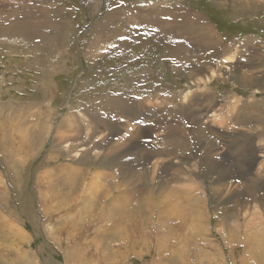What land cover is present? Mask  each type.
Instances as JSON below:
<instances>
[{
    "label": "rangeland",
    "instance_id": "obj_1",
    "mask_svg": "<svg viewBox=\"0 0 264 264\" xmlns=\"http://www.w3.org/2000/svg\"><path fill=\"white\" fill-rule=\"evenodd\" d=\"M29 259L264 264V0H0V264Z\"/></svg>",
    "mask_w": 264,
    "mask_h": 264
},
{
    "label": "bare ground",
    "instance_id": "obj_2",
    "mask_svg": "<svg viewBox=\"0 0 264 264\" xmlns=\"http://www.w3.org/2000/svg\"><path fill=\"white\" fill-rule=\"evenodd\" d=\"M179 13V12H178ZM177 13V14H178ZM183 13V12H182ZM161 16V15H160ZM168 17V16H167ZM175 17V16H174ZM173 17V18H174ZM189 17V16H188ZM195 17V16H194ZM193 17V18H194ZM168 18H171V16L170 17H168ZM172 19V18H171ZM193 21H195V19H193L192 20V22ZM160 22V21H159ZM177 22V21H176ZM196 22V21H195ZM153 23V22H152ZM171 24V23H170ZM174 24V23H173ZM179 25V24H178ZM196 25V24H195ZM197 26V25H196ZM185 27H186V25H185ZM169 28V27H168ZM228 58H230V56H228ZM123 103V102H122ZM124 106V105H123ZM122 107V106H121ZM125 107V106H124ZM197 129V128H196ZM194 131V130H193ZM195 133H196V131H195ZM47 135V134H46ZM130 143V142H129ZM161 143V142H160ZM128 144V143H127ZM131 146H129L128 147V149H127V151H128V153H129V151L131 150V148H130ZM130 148V149H129ZM114 150V149H113ZM130 154V153H129ZM130 155H132L133 156V158L135 157V155L134 154H130ZM143 155V154H142ZM120 157V156H119ZM123 157H125L124 155H123ZM131 157V156H130ZM117 158H118V156H117ZM126 158V157H125ZM121 159H123V158H121ZM127 160V159H126ZM136 160V159H135ZM142 160V159H141ZM139 161V160H138ZM124 162H126V161H124ZM136 162V161H135ZM106 163V162H105ZM132 164H134V163H132ZM122 165V164H121ZM135 165V164H134ZM133 165V166H134ZM137 166V165H136ZM128 167V170H129V166H127ZM101 173V172H100ZM120 173V172H119ZM127 173H129V172H127ZM115 174V173H114ZM112 175V174H111ZM106 176V175H105ZM104 176V177H105ZM109 176V175H108ZM109 179V178H108ZM153 179V178H152ZM105 180V179H104ZM107 180V179H106ZM105 180V181H106ZM111 181V180H110ZM67 182V181H66ZM71 182V181H70ZM88 182V181H87ZM103 181H102V178H101V174H96V176L94 175V178H92V180L90 181V183H89V186L87 185V187H88V190H86V193H87V191H88V196H90L91 195V193H92V195H93V199H92V201H94V197H98L99 195H101V196H104V198L106 197V196H109V192H108V190L106 189V190H103L102 191V193H99L100 192V189L98 188L99 186H102L103 185V183H102ZM146 182V181H145ZM68 183V182H67ZM112 183V182H111ZM110 183V184H111ZM87 184V183H86ZM114 184V183H113ZM83 185V184H82ZM107 185V184H106ZM109 185V184H108ZM116 186V185H115ZM67 187V186H66ZM84 187V186H83ZM103 188V187H102ZM82 189V188H81ZM80 189V190H81ZM132 189V188H131ZM110 191V190H109ZM133 191V190H132ZM131 191V192H132ZM83 192H84V189H83ZM184 192V191H183ZM184 194V193H183ZM87 196V197H88ZM186 199V198H185ZM114 200H116V199H114ZM113 200V201H114ZM180 200V199H179ZM87 201H91V200H87ZM91 201V202H92ZM113 201H111V206L112 207H114V205L116 204V203H114ZM167 201H169L168 199H167ZM171 201V203H174V204H171V206H168V209H164L163 207H160V210H159V207H158V210L161 212V214H164L165 213V215H166V213H168L166 216H168V217H174L175 216V214H174V212H176V211H180V212H182V210L183 209H185L184 211L185 212H187V211H189V212H193L194 214L195 213H197V215H199L200 216V210L199 211H197L196 209H195V211H193L191 208H189L187 205H180V203H178V205L176 204L177 202L176 201H178L177 199L175 200V201H173V199L172 200H170ZM91 202H89V203H91ZM116 202V201H115ZM129 203L130 205H132V201L131 200H129V198H128V196L127 195H124L123 197H121V199H119L118 200V205L116 206L115 205V207L113 208V211H109L110 213L109 214H106L107 216H109V219H110V222H111V224H113V225H115V224H119V221H120V219H119V213H121L122 212V206L125 204V203ZM147 202V201H146ZM72 203V202H71ZM86 203V202H85ZM88 203V205H90ZM87 205V206H88ZM91 205H92V203H91ZM160 205V204H159ZM182 206H184V207H182ZM139 206H137L136 205V207L133 209V208H130L129 207V205L125 208V209H123V211H130V214L133 216L134 215V217H136L137 216V214H138V210H137V208H138ZM147 207V206H146ZM149 208H151V206L149 205L148 206ZM182 207V208H181ZM89 208H91V206H88V209ZM140 208V207H139ZM179 208V209H178ZM140 209H142V207L140 208ZM144 209V208H143ZM142 209V210H143ZM157 210V211H158ZM176 210V211H175ZM135 211L137 212V213H135ZM145 211H147V210H145ZM158 211V212H159ZM188 212V213H189ZM140 213V212H139ZM147 213H149V212H147ZM183 213V212H182ZM146 214V213H145ZM171 214H172V216H171ZM180 214V213H179ZM178 214V215H179ZM90 214L88 213V214H86V217L88 216V219H91L90 218V216H89ZM155 215V214H154ZM157 215H158V213H157ZM177 215V216H178ZM189 215V214H188ZM143 216V215H142ZM148 216H150V215H148ZM147 216V217H148ZM176 216V217H177ZM187 216V215H186ZM105 217V215L104 216H102L101 217V219H103ZM138 217V216H137ZM136 217V218H137ZM140 217V216H139ZM152 217V216H151ZM159 217V216H158ZM168 217H166L168 220H169V218ZM154 218V217H153ZM93 219V218H92ZM109 219H108V221H109ZM134 219V218H133ZM142 219V218H141ZM148 219H150V218H148ZM200 219H201V217H200ZM122 220V219H121ZM99 223V222H98ZM135 223V222H134ZM10 224V223H9ZM12 224V223H11ZM137 224V223H136ZM164 224V223H163ZM167 224V223H166ZM194 224V223H193ZM145 225H147V223L145 222ZM131 226H133V225H131ZM139 226H142V225H139ZM148 226V225H147ZM167 226V225H166ZM193 227L195 228V225H193ZM117 228H120L119 226L117 227ZM128 228H130V227H128ZM127 228V229H128ZM134 228V227H133ZM141 228V227H140ZM15 228H13L12 227V225H10L9 226V230L7 231V232H14L15 233V238L20 242V241H22L23 239L22 238H24V236H23V233H20L18 230L17 231H15L14 230ZM125 229V227L123 226V230ZM137 229V228H136ZM132 230V229H131ZM131 230H129V231H131ZM134 230V229H133ZM138 230V229H137ZM191 230L194 232L195 230H193L192 229V226H191ZM163 231H166V229L164 228V230ZM116 232H120L119 230H117ZM132 232V231H131ZM136 232H138V231H135V233ZM144 231L143 230H141V233H139L140 235H144ZM134 234V233H133ZM128 235H130V234H128ZM161 236V235H160ZM134 237V239L136 238V236H133ZM158 237H159V235H158ZM128 241V239H125V241ZM17 241V242H18ZM124 241V242H125ZM144 241V240H143ZM159 241L161 242L160 244L162 245V243H164V246H165V244H166V241L164 240V238H162V236L159 238ZM127 243L128 242H126V245H127ZM144 243V242H143ZM19 243H17V245H18ZM129 244V243H128ZM136 244H137V242H136ZM163 246V247H164ZM100 247V246H99ZM99 247H97L96 248V250L98 251V250H100L99 249ZM111 247H112V245H111ZM162 247V248H163ZM258 250H259V248H258ZM102 254V253H101ZM17 255V254H16ZM77 256V255H76ZM81 256V255H80ZM98 256V255H97ZM101 257H106L107 259H106V261H108V257L109 256H101ZM98 258V257H97ZM109 260H111V259H109ZM35 264L34 262H33V260L32 259H29V260H27V261H24V262H22V264ZM75 263V262H74ZM79 263V262H78ZM19 264V263H18ZM81 264V263H80ZM108 264H111V263H108Z\"/></svg>",
    "mask_w": 264,
    "mask_h": 264
}]
</instances>
